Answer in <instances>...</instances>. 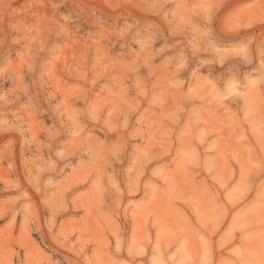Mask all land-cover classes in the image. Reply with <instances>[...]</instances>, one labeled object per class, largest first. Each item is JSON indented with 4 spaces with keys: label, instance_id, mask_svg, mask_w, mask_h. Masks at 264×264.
I'll return each mask as SVG.
<instances>
[{
    "label": "rangeland",
    "instance_id": "obj_1",
    "mask_svg": "<svg viewBox=\"0 0 264 264\" xmlns=\"http://www.w3.org/2000/svg\"><path fill=\"white\" fill-rule=\"evenodd\" d=\"M0 264H264V0H0Z\"/></svg>",
    "mask_w": 264,
    "mask_h": 264
}]
</instances>
